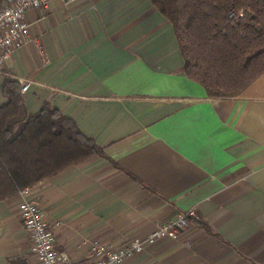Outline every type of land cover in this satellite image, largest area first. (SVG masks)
<instances>
[{
	"label": "crops",
	"instance_id": "1",
	"mask_svg": "<svg viewBox=\"0 0 264 264\" xmlns=\"http://www.w3.org/2000/svg\"><path fill=\"white\" fill-rule=\"evenodd\" d=\"M27 41L0 70L28 83L30 113L51 101L104 148L31 187L55 249L76 264L95 241L144 238L194 209L181 240L126 264H264V73L241 94L210 97L182 71L172 23L152 0H50L27 12ZM0 201V264H39L19 217Z\"/></svg>",
	"mask_w": 264,
	"mask_h": 264
},
{
	"label": "trees",
	"instance_id": "2",
	"mask_svg": "<svg viewBox=\"0 0 264 264\" xmlns=\"http://www.w3.org/2000/svg\"><path fill=\"white\" fill-rule=\"evenodd\" d=\"M152 1L172 23L182 71L210 97L238 96L264 73V0ZM1 91L0 201L91 156L111 159L51 101L30 113L17 79L7 75Z\"/></svg>",
	"mask_w": 264,
	"mask_h": 264
},
{
	"label": "built area",
	"instance_id": "3",
	"mask_svg": "<svg viewBox=\"0 0 264 264\" xmlns=\"http://www.w3.org/2000/svg\"><path fill=\"white\" fill-rule=\"evenodd\" d=\"M50 0H0V70L16 49L27 41L29 23L27 12L32 8L46 9ZM234 13L231 14L233 16ZM243 13H240L242 16ZM28 83L21 84L25 92ZM31 187L21 190L19 217L29 233L32 248L39 264H76L66 251L55 249V239L46 222V212L38 198L29 197ZM199 219L194 209L177 212L162 221L144 238H131L119 245L95 241L90 247V257L83 264H126L135 256L162 239L181 240L192 222Z\"/></svg>",
	"mask_w": 264,
	"mask_h": 264
}]
</instances>
